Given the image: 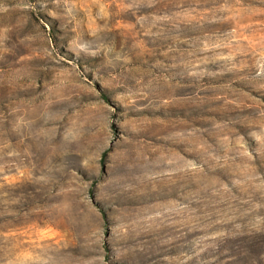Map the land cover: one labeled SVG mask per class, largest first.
Masks as SVG:
<instances>
[{"label":"rangeland","instance_id":"obj_1","mask_svg":"<svg viewBox=\"0 0 264 264\" xmlns=\"http://www.w3.org/2000/svg\"><path fill=\"white\" fill-rule=\"evenodd\" d=\"M0 264H264V0H0Z\"/></svg>","mask_w":264,"mask_h":264},{"label":"trees","instance_id":"obj_2","mask_svg":"<svg viewBox=\"0 0 264 264\" xmlns=\"http://www.w3.org/2000/svg\"><path fill=\"white\" fill-rule=\"evenodd\" d=\"M20 200L23 201V205H25V209L23 210H18V207H12V211H14V214L9 215V216H3L0 217V225L6 224L9 225L7 226V232L10 231V226L13 225L12 227H15L14 229H19L22 225L26 224V197L25 198H20ZM4 232V231H0Z\"/></svg>","mask_w":264,"mask_h":264}]
</instances>
